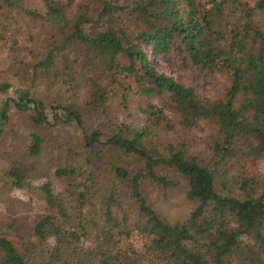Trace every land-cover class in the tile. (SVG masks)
Here are the masks:
<instances>
[{
	"label": "trees",
	"instance_id": "1",
	"mask_svg": "<svg viewBox=\"0 0 264 264\" xmlns=\"http://www.w3.org/2000/svg\"><path fill=\"white\" fill-rule=\"evenodd\" d=\"M40 1L43 13L22 11L32 19L48 22L58 32V39L42 58L19 69L25 71L28 81L38 75L51 77L71 96L66 103L51 106V122L28 87H17L15 99H4L0 106V158L7 163L2 171L6 183L25 186L26 177L41 169L47 149L45 137L37 132L21 141L4 128L11 102L17 110L30 109L35 124L51 125L61 120L73 122L81 130L88 148L81 168L66 165L67 155L73 154L71 148L66 147L62 154L58 152L60 143L50 139L49 148L55 145L57 156L52 155L54 150L48 155L57 177L87 169L97 157L94 146L101 142L141 158L142 165L132 174L110 165L113 176L127 182L135 202L134 229L149 239L142 254H132L139 264L146 260L153 264H264L257 253L264 252V179L246 170L231 171L241 162L264 159V33L254 23L264 11V0L251 4L245 0H130L128 4L118 0ZM2 2L19 7L17 0ZM175 40L182 45L188 64L229 70L231 82L224 99L198 97L191 87L158 73L149 64L143 47L156 56L167 52ZM124 78H131L144 98H164L159 107L144 100L140 111L150 124L140 128L120 125L108 136L97 128L86 132L84 113L104 110L113 89L110 85L123 88ZM239 94L245 97L234 106L233 98ZM120 96L124 98L125 93ZM168 111L185 127L201 120L214 123L208 163H200L182 143L154 140V126H173ZM160 166L185 179V196L194 205L182 222L160 218L141 192L145 180L160 187L175 184L174 178L158 173ZM94 183L86 170L84 178L64 193H54L48 182L40 184L45 212L31 231L39 242L51 243L43 254L30 250L22 256L0 235V264H127L107 256L115 241L101 239L96 212L80 210L88 204ZM116 201L109 193L102 198L100 210L102 221L114 228L120 226L110 212V203Z\"/></svg>",
	"mask_w": 264,
	"mask_h": 264
},
{
	"label": "rangeland",
	"instance_id": "2",
	"mask_svg": "<svg viewBox=\"0 0 264 264\" xmlns=\"http://www.w3.org/2000/svg\"><path fill=\"white\" fill-rule=\"evenodd\" d=\"M118 1L126 4L130 2V0ZM245 1L251 4L254 0ZM17 3L19 7H7L0 0V106L4 99H15V88L28 87L30 95L41 102L47 120L51 122V106L59 102L66 103L71 96L70 91H64V86L60 89L58 82L54 83L51 77L44 78L38 75L34 81H28L25 71L19 68L21 65H28L42 58L44 52L58 39V32L45 20L32 19L23 13L22 8L43 13L44 8L40 0H17ZM254 23L257 30L264 33V11L258 13ZM249 37L253 38L252 33ZM143 49L149 64L158 73L172 77L183 86L191 87L198 97L224 99L231 82L230 73L226 67H197L188 64L185 59L186 53L177 40L171 43L167 52L156 56L150 54L149 47H143ZM79 61H82V58ZM121 83L124 85L123 88L116 84L110 85L113 89L104 103V110L98 109L94 113L93 111L84 113L86 132L97 128L103 135L108 136L116 132L120 125L140 128L150 124L147 116L140 111L144 100L159 107L164 98H144L136 91L131 78H124ZM122 92L125 93L124 98L120 96ZM244 97L242 94L234 96V106L238 105ZM167 116L173 126L171 128H165L162 124L154 126V140L182 143L187 153L196 156L202 164L208 163L211 156L210 143L215 134L214 123L201 120L194 126L185 127L179 124V118L174 112L168 111ZM4 128L13 131L21 141H26L29 133L37 132L45 137L47 149H44V163L41 169L28 175L26 185L20 188L10 187L6 183L2 171L7 163L0 158V235L6 237L22 256L29 255L30 250L43 254L51 240L41 243L31 231L32 225L45 212L40 184L48 182L54 193H64L68 186H75L79 180H82L88 170L95 180V187L89 192L88 204L80 210L86 213L95 211L98 225L101 226V239L104 237L105 243H109L110 240L115 241L111 248L112 253L109 252L107 256L112 255L118 262L139 264L132 254L133 252L142 254L149 239L134 229L135 202L127 182L116 179L110 171V165L123 167L132 174L142 165L141 158L101 142L94 146L93 150L97 152V157L88 163L87 169L85 167L79 174L57 177L53 173V162L48 155L49 151L54 150L52 155L57 156L55 145H52L50 149L48 143L50 139L60 143L58 152L62 154L66 147L71 148L73 154L67 155L65 164L81 168L87 160L88 148L84 146L79 127L73 122L61 120L51 125L35 124L31 120L30 109L17 110L9 102L8 120ZM123 135L126 133L124 132ZM236 170H246L264 179V159L251 160L247 164L241 162V165L231 167V171ZM157 171L176 181L174 185L166 187H160L148 180L143 181L141 192L147 204L160 218L168 222L184 221L194 205V202L185 196V179L169 167L160 166ZM109 193H112L117 200L110 203V212L119 222L118 228L111 227L112 225L106 226L105 221H102L104 218L100 211L103 206L102 198ZM85 246H89L87 242ZM257 253L264 259V252L258 250ZM141 264L153 263L146 260Z\"/></svg>",
	"mask_w": 264,
	"mask_h": 264
}]
</instances>
